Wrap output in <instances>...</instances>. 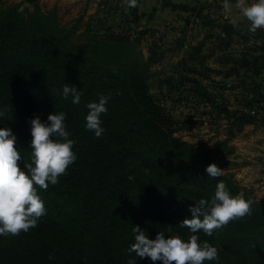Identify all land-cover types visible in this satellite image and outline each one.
Wrapping results in <instances>:
<instances>
[{
	"label": "trees",
	"instance_id": "1",
	"mask_svg": "<svg viewBox=\"0 0 264 264\" xmlns=\"http://www.w3.org/2000/svg\"><path fill=\"white\" fill-rule=\"evenodd\" d=\"M73 31L54 11L23 12L0 0V108L7 110L0 127L17 135L18 163L23 169L24 160L31 162V119L47 121L61 111L78 156L56 185L38 188L47 214L37 226L0 237V264H128L129 258L162 264L128 252L135 225L152 239L164 232L187 240L193 233L181 222L191 217L190 206L214 195L219 181L233 196L250 198L252 211L211 236L197 233L219 250L218 261L204 264H264V199L231 175L207 174L220 158L216 148L175 136L166 109L151 93L149 61L128 34L87 31L79 38ZM65 83L82 90L79 104L63 97ZM100 94L110 99L101 117L106 131L97 138L85 118L87 104Z\"/></svg>",
	"mask_w": 264,
	"mask_h": 264
},
{
	"label": "rangeland",
	"instance_id": "2",
	"mask_svg": "<svg viewBox=\"0 0 264 264\" xmlns=\"http://www.w3.org/2000/svg\"><path fill=\"white\" fill-rule=\"evenodd\" d=\"M97 2L4 0V5L23 12L54 11L61 25L81 38L87 31L105 34L99 16L104 7ZM205 21L197 16L184 35L115 30L128 34L135 51L149 61L151 93L166 109L175 136L196 147L216 148L220 158L212 163L263 200L264 90L257 86L264 87V29L250 33L243 25L226 22L224 28Z\"/></svg>",
	"mask_w": 264,
	"mask_h": 264
},
{
	"label": "clouds",
	"instance_id": "3",
	"mask_svg": "<svg viewBox=\"0 0 264 264\" xmlns=\"http://www.w3.org/2000/svg\"><path fill=\"white\" fill-rule=\"evenodd\" d=\"M126 3L129 8L135 7L137 0H126ZM222 7L226 13H231L233 8L239 10V15L249 21L250 33L264 29V0H222ZM237 22V19L232 20L233 24ZM62 95L65 99L71 96L72 103L79 104L82 90H78L75 84L65 83ZM109 99L110 96L100 94L98 102L87 104L89 112L85 127L93 131L97 138L106 131L101 117L108 111L106 105ZM6 111V108H0V118L6 115ZM30 124L31 162L23 159V169L18 163L22 156L17 147V135L11 127H0V237L19 235L36 227L39 219L47 214L38 188L46 190L50 184L56 185L60 176L66 174L68 167L78 159L73 151L75 141L70 138L71 133L67 129L66 113L49 114L47 121L36 116ZM223 170L216 163L209 164L205 169L211 177L221 176ZM252 203L243 192L233 196L226 183L219 181L214 195L210 199L201 198L190 206L191 217L181 222L193 233L187 240L179 235L166 236L164 232H158L152 239L139 225H135V242L128 252L140 258H150L152 262L161 261L162 264L218 261V248L206 240L200 241L197 233L202 230L211 236L230 221L250 215ZM49 259H53L52 254ZM128 264H136V260L129 258Z\"/></svg>",
	"mask_w": 264,
	"mask_h": 264
},
{
	"label": "crops",
	"instance_id": "4",
	"mask_svg": "<svg viewBox=\"0 0 264 264\" xmlns=\"http://www.w3.org/2000/svg\"><path fill=\"white\" fill-rule=\"evenodd\" d=\"M214 2L212 8L194 7L187 0H137L136 6L131 8L126 4V0H98L97 3L104 7L103 12H107V14L99 12V16L103 19L104 33L108 30L142 28L154 33L165 30L168 31L169 36L184 35L186 26L192 24L197 16L203 18L204 22L207 19L210 25L225 28L226 22H229L230 24L227 25L232 24L234 27L243 25L248 29L249 21L239 15V10L233 8L231 13H226L222 7V0H214ZM233 19H237L238 22L233 24ZM181 68L187 70L186 67Z\"/></svg>",
	"mask_w": 264,
	"mask_h": 264
},
{
	"label": "built area",
	"instance_id": "5",
	"mask_svg": "<svg viewBox=\"0 0 264 264\" xmlns=\"http://www.w3.org/2000/svg\"><path fill=\"white\" fill-rule=\"evenodd\" d=\"M192 6L198 7V6H204L205 4L212 3L214 4V0H187ZM140 31L142 28H138Z\"/></svg>",
	"mask_w": 264,
	"mask_h": 264
}]
</instances>
